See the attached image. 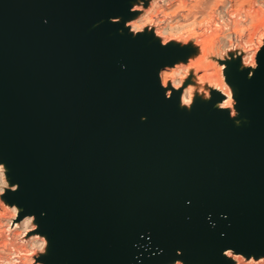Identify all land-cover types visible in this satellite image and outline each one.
Wrapping results in <instances>:
<instances>
[{
	"label": "water",
	"instance_id": "1",
	"mask_svg": "<svg viewBox=\"0 0 264 264\" xmlns=\"http://www.w3.org/2000/svg\"><path fill=\"white\" fill-rule=\"evenodd\" d=\"M130 3L0 0V158L20 182L10 199L30 212L41 197L48 262L164 264L181 248L185 264H229L222 247L264 252V51L251 87L231 68L248 130L206 101L186 112L145 69L185 53L112 33L109 16ZM100 17L99 32L61 48Z\"/></svg>",
	"mask_w": 264,
	"mask_h": 264
},
{
	"label": "rangeland",
	"instance_id": "2",
	"mask_svg": "<svg viewBox=\"0 0 264 264\" xmlns=\"http://www.w3.org/2000/svg\"><path fill=\"white\" fill-rule=\"evenodd\" d=\"M171 1L172 2L168 4L158 3L157 5L159 7L157 5L153 7V11H157V9L160 10L162 8L163 12L168 13L167 17L162 18L160 25L157 24L148 25L146 26V30L144 32L138 33L136 35H132V33H130L128 29L124 26V20L132 15H135L136 13L128 12L126 16L118 15L121 19L119 20V22H115L117 24L115 30L112 31V33L113 32L120 33L121 35L126 36V38L138 39L139 44L147 45L154 42H155L154 44L160 43L159 38L155 36L158 30L159 32L160 30H162L164 31V33L179 31L182 39L180 41H169L168 44L163 45V47L165 46L167 50L168 49L172 50V52H174L175 55H179L181 52H184L185 54L177 59V60L186 59L182 61L184 65L187 64L188 57L197 53V49L199 48L198 45L199 46L206 45L208 50L206 59L210 62V66L207 67V69L198 68V70L196 69L195 71H193V73L195 74L196 77L204 75L207 71H209L210 74L212 75L214 73L215 76L211 75L210 79L204 80L205 85H203L204 84L203 82L200 86L201 91L209 92V99L203 100L201 94H199L198 96L195 95L193 104L190 107L191 109L190 108L186 109L185 107H181V106L180 108L184 109L186 112H192L196 110L198 106H200L199 101H206L207 102L206 106L208 108L207 110H211V111L221 110L229 117L227 109H220L216 106V101L220 97L222 98L217 101L218 103H221L226 99L225 98L226 95L219 89L215 88L214 86L218 74L220 77L223 78L226 84L227 82L230 84L228 86L232 87L234 98L237 100V104L235 106L238 108L239 115L235 118L232 117L229 118L232 120L235 127L242 126L244 130H248V128L251 125V119L249 118V115L247 113L243 112L244 108L241 103V94L239 92L238 84L234 79V73L232 78L231 68L248 71L249 66L246 67L240 66L239 57L241 61H243V59H245L247 56H250L252 55V53L257 52V50H259L258 52V64H259L260 62L259 55L262 51H264V6L259 4L258 0H209V1L193 0L194 2L192 0H186V3H182L181 1L178 0H171ZM151 3L152 0H148V4ZM145 7H147V5H145ZM173 21H175L176 23L173 24ZM229 36L231 37V40L228 39ZM225 46H228V54L226 57L222 58L219 55V53L223 51ZM183 48H185L186 50ZM213 53H217V54H213ZM224 59H230V60L224 63ZM173 61L175 60L172 59L171 62ZM171 62H167V63H171ZM190 73L191 70L188 69V77H190ZM174 95H176V98L178 99V92H174ZM225 108H229L230 110V107L228 106H225ZM236 120H238L239 123H236L235 122ZM9 166L10 165L6 164V167L8 169L9 181L10 183L16 182L14 172L9 168ZM12 191L13 190L7 191L5 194L6 201L10 203L15 202L10 199V195ZM17 205L20 206V209L22 207L20 213L22 215L23 212H25L24 207L22 205H19L18 203ZM0 213H2L5 216V218H8L7 209L0 208ZM36 220L38 221L37 230L40 231L42 234H46L43 231V227H42L43 223L41 224L38 218H36ZM3 230L6 233L8 232L6 228ZM15 237H16L15 239L16 245L17 244L21 245V249L16 251V249L13 246H9L6 251H1L3 257H0V264H14V262L15 264L16 263L27 264V261L29 259H32L34 264H43L42 261L35 260L34 255L33 256L28 255L31 244L37 243L36 240H31L27 244H23L20 243V237H18L17 235H15ZM46 237L48 239L46 254L41 255L39 259L45 260L46 264H58L54 261L48 262L46 260V257L49 256L50 254L51 244L54 242L52 240L55 237V233L46 234ZM23 239L26 240L27 237L25 236L23 237ZM0 250H1V244H0ZM20 259L21 261H19ZM22 261L25 262L22 263Z\"/></svg>",
	"mask_w": 264,
	"mask_h": 264
},
{
	"label": "clouds",
	"instance_id": "3",
	"mask_svg": "<svg viewBox=\"0 0 264 264\" xmlns=\"http://www.w3.org/2000/svg\"><path fill=\"white\" fill-rule=\"evenodd\" d=\"M171 0H152L151 4H148V0H132L129 4L128 11L135 12V15L130 16L124 20V26L128 29L132 35L144 32L146 26L151 24L160 25L162 18L167 17L168 13L163 12L162 9L153 11V7L158 3L167 4ZM259 4L264 6V0H258ZM147 5V7H145ZM112 22H119L121 19L119 16H109L108 18ZM43 21L47 22V17L43 18ZM176 22L173 21V24ZM159 38L161 45H167L169 41H180L182 37L180 32H157L155 34ZM163 37V38H161ZM231 40V37L228 38ZM181 44V43H180ZM183 45V44H181ZM258 52L252 53V55L247 56L243 61L239 57L240 66H249L248 76L253 74V70L258 67ZM217 54V53H213ZM228 54V46H225L223 51L219 55L223 58ZM186 59L175 60L171 63H165L157 69L156 76L159 82V86L164 90L163 95L166 99L172 98L174 92H178L179 106L190 108L194 101V95L202 94L203 98L209 99V97L200 90L199 82L188 77V69L185 67L184 61ZM230 59H224L226 63ZM125 67L121 64V68ZM230 85L228 82L225 85L227 87ZM219 87V85H217ZM229 93L232 97V104L229 108L222 107L216 101V106L220 109H227L229 117L235 118L239 115L238 108L235 106L237 100L234 98L232 87L229 88ZM141 119H146V116H141ZM239 123L238 120L235 121ZM18 188V182L10 183L8 178V169L3 160H0V208L7 209V217L0 213V230L6 228V230L13 235L20 237V243L27 244L31 240H36L37 243L31 244L29 256H35V260L42 261L46 264V261L39 259L43 254H46L48 239L46 234H42L38 231V221L36 220V214L33 212L25 211L21 215V209L15 202H8L5 199V194L7 191L16 190ZM190 200H185V203H190ZM44 213L41 212V215ZM224 218L227 217L226 212L220 213ZM211 213L208 214L206 219H209L211 226H215V221L210 219ZM187 218V217H186ZM15 230V231H14ZM223 235V233H221ZM27 239H23V237ZM147 247V245H145ZM162 251V249H161ZM176 256L171 260H166L164 264H185V261L181 259L182 249L176 248ZM221 255L229 259V264H264V252L259 251H243L234 249L231 246L224 247L221 249ZM15 264V262H14ZM27 264H34L32 259L27 261ZM58 264H63V261L58 262Z\"/></svg>",
	"mask_w": 264,
	"mask_h": 264
},
{
	"label": "bare ground",
	"instance_id": "4",
	"mask_svg": "<svg viewBox=\"0 0 264 264\" xmlns=\"http://www.w3.org/2000/svg\"><path fill=\"white\" fill-rule=\"evenodd\" d=\"M178 1H181L182 3H186V0H178ZM177 1V2H178ZM193 1V0H192ZM209 1V0H208ZM132 2V0H131ZM172 2V1H171ZM174 2V1H173ZM176 2V1H175ZM194 2V1H193ZM192 2V3H193ZM196 2V1H195ZM206 2V1H205ZM204 2V3H205ZM180 3V2H179ZM190 3V2H189ZM208 3V2H207ZM168 4V3H167ZM191 4V3H190ZM189 4V5H190ZM194 4V3H193ZM192 5V4H191ZM201 5V4H200ZM203 5V3H202ZM206 5V4H205ZM204 5V6H205ZM158 6V5H157ZM182 6V5H180ZM159 7V6H158ZM193 7V6H192ZM183 8V7H182ZM194 8V7H193ZM192 8V9H193ZM200 8V7H199ZM157 9V8H156ZM162 9V8H161ZM201 9V8H200ZM158 10V9H157ZM120 16V15H119ZM104 20L103 17H100L98 19H94L92 20L88 25H85L82 29H79L77 31H75V33H72L70 34L69 36L67 37H63L61 39V42H62V45H61V48L64 50V51H67L69 50L74 44L78 43V42H81V41H86L88 40L90 37H92L94 34H96L97 32H99L100 28L98 27V25L100 24V22H102ZM174 26V25H173ZM120 31V30H119ZM156 31V30H155ZM159 31V30H158ZM162 30H160L161 32ZM164 32V31H162ZM158 38V37H157ZM196 38V37H195ZM106 36L103 37V35L98 39V41H100L101 43H104L106 41ZM193 41V40H192ZM194 42V41H193ZM205 42V41H204ZM155 43V42H154ZM182 43V42H181ZM210 43V41H209ZM180 44V43H179ZM207 44V43H205ZM165 47V46H164ZM185 47V46H184ZM198 49H197V53L188 57V62L187 64L185 65V67H187V69H190L191 70V73H190V77H192L193 80H196L199 82V88L201 86V84L204 82V80H208L210 79L211 75L209 71H207L204 75L202 76H199V77H196L195 74L193 73V71H195L196 69L198 70V68H205L207 69V67L210 66V62L206 59V55L208 53V50H207V46L206 45H203V46H199L198 45ZM166 48V47H165ZM185 49V48H183ZM186 50V49H185ZM188 52V51H187ZM196 52V51H195ZM110 59V57L108 58V60ZM215 63V62H214ZM262 65V64H261ZM260 65V66H261ZM258 66V68L260 67ZM246 67V66H245ZM147 68V71L148 73L151 75L152 79L155 81L158 82V79H157V76H156V72H157V69L154 68L153 65H148L147 67H145V69ZM242 70V69H241ZM255 70V69H254ZM230 74V72H229ZM214 75V73H213ZM212 75V76H213ZM215 76V75H214ZM245 81L246 83L248 84V86H252L254 84V81H253V74L251 76H246L245 77ZM208 83V82H207ZM205 85V82L204 84ZM217 85H219V87H217ZM226 83L224 82L223 78L220 77L218 74H217V79H216V82L214 84L215 88L219 89L220 91H222L225 95H226V99L221 102V103H218L220 106H228L230 107L231 104H232V97L229 93V86L225 87ZM213 87V86H212ZM204 88V87H203ZM214 88V87H213ZM237 88V87H236ZM208 89V88H207ZM238 89V88H237ZM203 94L207 95L209 97V92L208 91H202ZM202 95V94H201ZM195 96V95H194ZM198 96V95H197ZM202 99L203 100H206L205 98H203L202 96ZM187 109V108H186ZM191 109V108H190ZM250 113L252 114L253 118H254V121H255V130H254V135H253V139L256 138L257 136V132H258V125H257V118L255 116V113L254 111L249 107L248 108ZM188 111V110H187ZM240 118V117H239ZM143 121L144 119L142 120L141 119V116L138 117V127H139V130L143 129ZM218 126H221L222 123H228V120L224 119V118H221L220 119V122H218L216 119L214 121ZM242 127V126H241ZM3 153V148L0 146V155ZM235 155H236V158L237 160H240L242 159L243 160V165L245 166L246 162L248 161L249 159V154L247 152V150H244V149H240V150H237L235 152H233ZM5 162V164L7 165H10L9 168L13 167L11 165L10 162H8L7 160H3ZM245 171V169H244ZM20 186V182H18V187ZM40 199L41 197L40 196H37L36 197V200H35V203L34 205L32 206L31 208V211L30 212H33L36 214V218H38L40 212H41V203H40ZM25 205V203H24ZM20 208V206H19ZM22 209V207H21ZM16 237L15 235L13 234H10L9 232H5L4 230H0V244H1V250H0V257H3V254L1 251H6L8 249L9 246H13L16 251L21 249V245H16V241H15ZM23 246V245H22ZM207 248L209 249H213V250H216L218 252H220V247H213V246H208ZM224 248V247H222ZM12 249V248H11ZM15 252V251H14ZM4 253V252H3ZM11 253V252H10ZM7 257V256H6ZM2 259V258H1ZM5 259V258H4ZM6 260V259H5ZM21 261V259L19 260ZM25 261H22V263H24ZM11 263V262H10ZM194 264H203V263H199L197 261H193ZM16 264H19V263H16ZM155 264V263H154Z\"/></svg>",
	"mask_w": 264,
	"mask_h": 264
}]
</instances>
